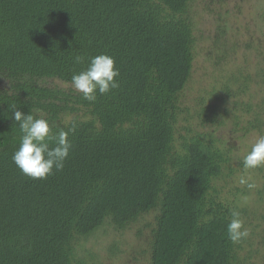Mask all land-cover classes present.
<instances>
[{"label": "trees", "instance_id": "trees-1", "mask_svg": "<svg viewBox=\"0 0 264 264\" xmlns=\"http://www.w3.org/2000/svg\"><path fill=\"white\" fill-rule=\"evenodd\" d=\"M195 2L0 0V264H106L83 242L103 226L121 234L106 257L264 262V168L252 171L255 188L231 183L224 192L220 181L243 166L218 132L264 134V65H238L221 84L186 93L208 38ZM224 32L218 22L209 36L214 64L234 49ZM102 53L114 58L120 87L89 102L71 76ZM13 105L54 132L76 124L61 172L33 180L14 165ZM232 208L250 233L237 244L225 230Z\"/></svg>", "mask_w": 264, "mask_h": 264}, {"label": "rangeland", "instance_id": "rangeland-1", "mask_svg": "<svg viewBox=\"0 0 264 264\" xmlns=\"http://www.w3.org/2000/svg\"><path fill=\"white\" fill-rule=\"evenodd\" d=\"M206 1H211V3L209 2L211 9L202 8L206 4ZM195 10L198 11V15L200 14L199 17L195 16V18L199 22V26L205 30L208 38L198 44L196 48L197 57L192 77L187 83L185 91L186 93L189 91L191 97L198 95L202 89H208L210 83L215 82L219 84L220 81H223L222 76L227 74L229 70L236 69L238 65H253L255 59H259L261 65H264V0H196ZM218 22L224 28L226 42L229 44L233 42L234 49H230L229 55L225 57L224 61L214 64L216 60L214 56H216L215 52L217 51L211 47L209 36L213 35ZM250 38L251 44L249 45H255V47L252 46L254 48L244 45ZM249 68L253 67L250 66ZM216 77H219V80H213ZM218 132L224 135L226 142H228V145L233 150L234 158L238 160L242 159L250 142L259 133L251 130L243 136L241 132L233 133L224 128ZM252 171L245 172L244 169L237 168L235 178L225 179L227 183L220 181L224 192L228 193L231 183L245 186L239 183V179L241 175L251 177L253 175ZM103 228V231L102 229L96 230L94 233L88 235L86 240H83L87 248L90 247L93 251L105 255L106 264H141L137 260L128 257V255L122 256L123 258L117 256L106 257L105 248L109 241L111 239H120L121 234L111 227L103 226ZM260 245L262 244L259 242L254 243L253 246L257 247ZM130 248H133V244ZM128 251L130 252V250ZM260 263L264 264V262Z\"/></svg>", "mask_w": 264, "mask_h": 264}, {"label": "clouds", "instance_id": "clouds-1", "mask_svg": "<svg viewBox=\"0 0 264 264\" xmlns=\"http://www.w3.org/2000/svg\"><path fill=\"white\" fill-rule=\"evenodd\" d=\"M73 62L84 64L85 60L82 55H76ZM119 76L120 71L115 67L114 58L102 53L88 57L86 66L73 72L71 86L85 100L95 102L97 92L103 96L120 87L117 79ZM17 109L13 105L10 111L20 133L19 145L11 157L14 165L23 175L33 180H45L55 172H61L73 149L68 136L76 131V124L73 122L67 131L61 128L54 132L49 120L29 112L25 115ZM241 162L245 172L264 168V134L258 133L254 137ZM250 180V176L241 175L239 183L253 189L256 185L249 182ZM225 230L227 240L232 244L240 243L250 235L244 226L241 212L236 208L229 210Z\"/></svg>", "mask_w": 264, "mask_h": 264}]
</instances>
